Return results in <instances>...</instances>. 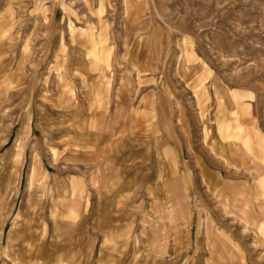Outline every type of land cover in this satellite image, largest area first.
Masks as SVG:
<instances>
[{
    "label": "rangeland",
    "instance_id": "obj_1",
    "mask_svg": "<svg viewBox=\"0 0 264 264\" xmlns=\"http://www.w3.org/2000/svg\"><path fill=\"white\" fill-rule=\"evenodd\" d=\"M257 175L264 0H0V264H264Z\"/></svg>",
    "mask_w": 264,
    "mask_h": 264
},
{
    "label": "crops",
    "instance_id": "obj_2",
    "mask_svg": "<svg viewBox=\"0 0 264 264\" xmlns=\"http://www.w3.org/2000/svg\"><path fill=\"white\" fill-rule=\"evenodd\" d=\"M23 132L21 131V134ZM20 138V137H18ZM20 139H17L15 141V147H23V144L19 142ZM35 168H32L31 174H30V186L33 180V175L35 173ZM258 177V178H257ZM256 179H260L261 183H264V175L263 176H255ZM217 179L219 181L223 180L220 176H217ZM225 186L224 188H227L229 191L233 190L236 192L237 199H241L243 201V204L245 206H256L254 203V198L252 193L250 191V188L245 185L242 182H238L236 178L232 179H224ZM103 184L108 183V177H104V181H102ZM241 186V187H239ZM234 187V188H233ZM97 191V190H96ZM118 193H124L122 189L117 190ZM260 191H263L261 195L264 194V185L260 187ZM113 191L107 192V191H97L96 196L98 199L97 209L94 212L93 218L89 220L90 232L91 234L86 235V240L84 242L80 241L78 236L72 237L67 242H54L56 246H67V245H84V244H100L104 243L105 240H107L109 237L112 238V236L115 235L117 226V221L119 218L117 217V213L119 215L126 214V209L124 211L121 210V208L117 207V200L116 195H112ZM116 194V193H115ZM241 194V196H240ZM260 196V195H259ZM258 197V194L256 192V198ZM259 207L262 206L261 204L258 205ZM257 207V206H256ZM255 210V209H254ZM171 211H177L176 209H172ZM239 216V215H238ZM124 219V218H123ZM241 219V216H239V220ZM126 220V218L124 219ZM264 222V219H263ZM207 222V230H208V237L213 236L214 237V231L212 224ZM88 233V231H86ZM106 237V239H104ZM104 239V240H103ZM109 243V242H107ZM60 258H62V254L59 255Z\"/></svg>",
    "mask_w": 264,
    "mask_h": 264
},
{
    "label": "bare ground",
    "instance_id": "obj_3",
    "mask_svg": "<svg viewBox=\"0 0 264 264\" xmlns=\"http://www.w3.org/2000/svg\"><path fill=\"white\" fill-rule=\"evenodd\" d=\"M216 246V245H215ZM224 260H225V258H224Z\"/></svg>",
    "mask_w": 264,
    "mask_h": 264
}]
</instances>
